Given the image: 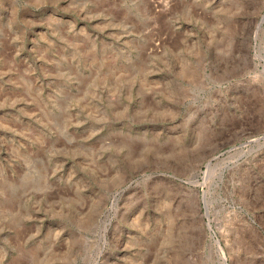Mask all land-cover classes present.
Instances as JSON below:
<instances>
[{"label":"rangeland","instance_id":"obj_1","mask_svg":"<svg viewBox=\"0 0 264 264\" xmlns=\"http://www.w3.org/2000/svg\"><path fill=\"white\" fill-rule=\"evenodd\" d=\"M0 264H264V0H0Z\"/></svg>","mask_w":264,"mask_h":264},{"label":"bare ground","instance_id":"obj_2","mask_svg":"<svg viewBox=\"0 0 264 264\" xmlns=\"http://www.w3.org/2000/svg\"><path fill=\"white\" fill-rule=\"evenodd\" d=\"M211 163L208 164V167H210ZM210 253L213 255V253H215V249L214 246L210 247Z\"/></svg>","mask_w":264,"mask_h":264}]
</instances>
